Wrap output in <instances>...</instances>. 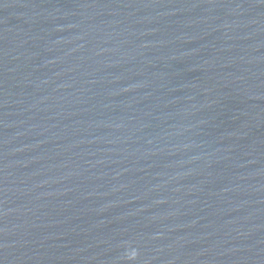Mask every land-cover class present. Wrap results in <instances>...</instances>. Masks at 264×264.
<instances>
[{"label":"water","instance_id":"obj_1","mask_svg":"<svg viewBox=\"0 0 264 264\" xmlns=\"http://www.w3.org/2000/svg\"><path fill=\"white\" fill-rule=\"evenodd\" d=\"M0 264H264V0H0Z\"/></svg>","mask_w":264,"mask_h":264}]
</instances>
